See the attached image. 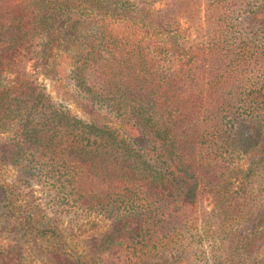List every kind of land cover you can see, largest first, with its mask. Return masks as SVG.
I'll return each mask as SVG.
<instances>
[{
	"label": "trees",
	"instance_id": "16d2710c",
	"mask_svg": "<svg viewBox=\"0 0 264 264\" xmlns=\"http://www.w3.org/2000/svg\"><path fill=\"white\" fill-rule=\"evenodd\" d=\"M22 1L0 0V129L26 178L20 193L41 185L55 219L96 214L113 226L88 262L59 248L49 264H144L173 247L182 260L188 239L205 235L212 264H264V159L243 132L248 118H264V0H205L194 40L179 24L193 0L158 12L150 0ZM246 16L256 32L243 30ZM55 44L107 122L74 116L22 71L7 77ZM242 157L249 164L234 165ZM7 198L0 187L1 221L24 241L1 248L0 264L57 231L37 205L13 220Z\"/></svg>",
	"mask_w": 264,
	"mask_h": 264
},
{
	"label": "rangeland",
	"instance_id": "374dc122",
	"mask_svg": "<svg viewBox=\"0 0 264 264\" xmlns=\"http://www.w3.org/2000/svg\"><path fill=\"white\" fill-rule=\"evenodd\" d=\"M13 1L14 4L24 7L29 4V2H24L22 0ZM149 2L150 4L148 5L150 6H148V9L152 12H158L170 5V0H157L156 2H151L150 0ZM205 3V0H193L189 9L185 11L186 15H182L179 20L181 30L186 33L191 40L195 39L200 28L205 27ZM250 20L251 17H244L242 19V28L245 32H256L253 30L254 26ZM71 69V57L64 52L63 48L61 49V47L55 44L45 55L42 54L40 57L34 55L32 59L25 63L24 68L18 63L12 65L8 68L6 74L8 78L13 80L17 76L16 74H19L18 71H22L35 80L39 86L44 88L56 104L62 105L74 116L84 121L95 120L103 123L107 122L108 120L106 117L102 114L95 113V110L91 108L89 103L79 94L77 87L70 77ZM243 132L245 136L249 133L256 143L253 153L258 154L262 152L264 159V118H248L247 122L244 123ZM8 135V129L2 127L0 129V187L3 188L7 194H10V199L7 198V202L12 203L13 210H16L18 214L13 216V220H16L17 217L21 215V212L27 207V204L29 205V207H27L29 210L32 208L30 204L34 207L37 205L57 229L55 237L50 238L49 241H34L33 238L29 239L25 247H23L25 248L23 257L21 259H16L14 264H49L50 260L47 257V253L59 248H65L67 254L70 255L71 258L81 257L84 263L88 262L93 246L95 244L97 245L105 235L112 234L113 226L106 218L96 214H83L80 218L78 217V219L75 220H70V218L66 217L55 219L53 217L54 215L47 209L46 204L40 200L41 198L44 202L48 200L41 185H34L32 190H29L30 185H27V190L29 191L21 194L19 187L25 185L24 182L26 178L10 162L7 150ZM96 145V143L92 144L91 147L95 148ZM249 162V157H247V161L242 157L235 160L234 165L238 164V166L243 165L246 167V164H249ZM17 196L22 198L18 199ZM23 196H25V199ZM258 199L264 202V194L259 195ZM260 204L263 205L261 202ZM206 205L208 206V210H211L214 206L213 200H208ZM5 224L6 222H2L0 218V249L7 247L10 249L12 247L21 248L20 246H23L24 239L16 235V231L13 234L9 232L12 227L8 226L6 228ZM194 234V236H199L196 235L198 234L196 232H194ZM188 242L191 243L188 244ZM186 245V254L183 256L182 260H176L174 258L178 253L177 247H173V250L167 249V251L160 252L161 257L146 259L144 264H212L211 242L206 235L202 237V243L192 241L189 238ZM226 247L227 243L221 245L217 249L216 254L224 252ZM180 248V251L184 250V247ZM60 252L63 255V251ZM203 252L205 255L201 256ZM64 258L67 257L64 256L63 259ZM102 263H105V261Z\"/></svg>",
	"mask_w": 264,
	"mask_h": 264
}]
</instances>
